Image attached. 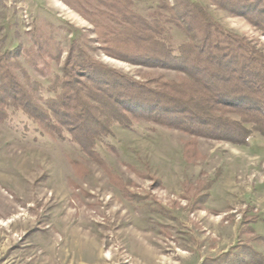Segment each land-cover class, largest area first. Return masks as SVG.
<instances>
[{"label": "rangeland", "instance_id": "obj_1", "mask_svg": "<svg viewBox=\"0 0 264 264\" xmlns=\"http://www.w3.org/2000/svg\"><path fill=\"white\" fill-rule=\"evenodd\" d=\"M100 1L0 0V57L20 48L18 60L42 87V101L54 96L51 80L73 42L136 81L178 80L175 71L104 54V26L120 29L123 20L110 18ZM126 1L123 8L146 21L164 22L162 4L174 5ZM183 1L201 6L225 31L264 53V36L244 18L208 0ZM165 28L174 47L187 41L175 27ZM111 132L89 157L66 132L56 140L21 109L0 111V264H203L237 253L242 244L264 256V242L245 231L250 226L264 237L259 135L236 146L141 121L113 125ZM190 140L196 147L185 153ZM248 219L253 223L245 224ZM241 264L253 263L245 258Z\"/></svg>", "mask_w": 264, "mask_h": 264}, {"label": "trees", "instance_id": "obj_2", "mask_svg": "<svg viewBox=\"0 0 264 264\" xmlns=\"http://www.w3.org/2000/svg\"><path fill=\"white\" fill-rule=\"evenodd\" d=\"M208 1L244 18L264 36V0ZM100 2L110 18L119 15L125 24L117 19L120 29L104 26L109 34L101 35L104 54L132 66L175 71L178 80L136 81L94 61L90 49L73 42L60 75L51 80L54 96L42 101V87L19 62L17 47L0 57V111L7 105L21 109L56 140L66 132L89 157L96 156L94 144L111 136L113 125L129 127L140 121L236 146L246 145L253 134L264 140V53L249 39L225 31L188 1L174 0L172 7L161 3L168 12L164 22L129 13L123 8L126 0ZM165 25L183 32L187 41L174 47ZM195 143L186 142L185 153H193ZM249 220L245 224L253 223ZM245 231L264 242L250 226ZM236 250L203 264H241L245 258L264 264V256L251 246Z\"/></svg>", "mask_w": 264, "mask_h": 264}]
</instances>
